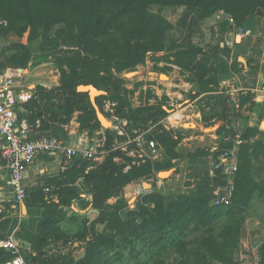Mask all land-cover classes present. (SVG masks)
<instances>
[{
  "label": "rangeland",
  "instance_id": "1",
  "mask_svg": "<svg viewBox=\"0 0 264 264\" xmlns=\"http://www.w3.org/2000/svg\"><path fill=\"white\" fill-rule=\"evenodd\" d=\"M148 9L166 18L170 24L165 31V49L163 52L148 54L145 60L134 68L115 73L122 81L116 85L110 84V91H105V94L97 97L96 103L99 110L111 123L107 129L93 124L95 115L87 108L88 98L76 99L73 95L59 91L61 71L58 62L63 60V67L70 72V67H67L65 60L72 56L75 57V54L80 51V46L75 48L74 45L67 46L66 44L47 46L44 44L41 35L43 28L39 23L34 25L28 17L24 18L22 23L18 18H0V70L4 68H20L23 72L27 70L31 76H37L30 78V81L36 84L45 82L43 80H48L49 85L57 82L54 88L36 85L51 91L54 95L56 100L54 104L58 105L59 113L57 120L52 123L67 125L76 136L83 135L84 140L81 141V145H86L93 151V158L82 159L86 162L85 169L75 171L73 175L72 171H69L68 178L74 180L66 186L67 195L58 199L66 203L49 206L48 211L42 208L45 217L39 226L40 231L38 233H31L25 229L23 232L15 231V237L18 236L24 240V243L31 244L30 250L19 249L24 251L25 259L33 264H198L196 259L201 254L206 259L209 256L199 244V236L204 234L205 230L207 234L217 237L226 244L232 242L227 231L234 227L241 216L238 213L226 214L228 204L224 206L223 213L207 228L198 231L195 229V221L189 224L182 223L173 231L169 241L163 247L156 243L160 231L158 230L156 234L143 233L146 225L142 224L141 219H135L133 227L128 226V231H124L123 227L106 228V222L103 220V218L109 219L113 212H117L124 220H127L129 212H139L141 198L147 193L157 192L158 178H168L172 173L181 171L179 168L172 170L176 164L174 159L183 160L189 157L190 152L196 150H203L207 153L208 149H212L214 141L221 143V133L228 123L227 120H235L240 128L242 125V130L248 126H256L263 133L258 135V138L264 141V104L254 103L253 105L251 98L239 104L240 96L245 95L237 91L235 81L236 73L242 68L239 61L235 63L237 72L232 70L219 72L218 83L214 90L200 92L194 98L191 92L199 90L196 78L191 69L182 68L176 63L174 53L178 49H170L174 44L192 42L204 49L216 47L220 54V50L226 51L227 48L226 34L232 32L233 41L240 32L238 28L247 19L240 26H236L234 21L230 24L227 20L212 26L205 25L204 21L208 17L201 18V10L197 7L151 4ZM252 16L264 18L261 15ZM62 26V24L51 26L48 31L50 36H53L55 30ZM238 39L237 37L236 41ZM22 56L29 58L25 67L18 63ZM219 56L225 60L223 54ZM232 60L236 59L227 58L225 61L230 63ZM262 65L264 66V62ZM77 72H82L81 68H78ZM127 73H133V75L127 77ZM100 75L104 74L100 73ZM236 91L239 94H236ZM221 96H227V100L223 102ZM44 102L45 100L42 103ZM149 106H165L173 111L166 112L165 115H155L144 121L140 108ZM30 112L26 109L19 110L22 115ZM227 112H229L228 117ZM215 113L218 115L209 117ZM128 117L132 120L127 119ZM85 118L90 119L82 122ZM18 119L22 118L18 117ZM182 123H188V127L194 130L186 135L179 129ZM158 125L163 127L153 134L152 140L156 151H152V148L147 147L144 138L145 134H149ZM213 132H217L219 140L210 136ZM42 133L48 132L43 131ZM166 137L170 139L167 147L162 141V138ZM255 138L250 137L247 144H252L251 139L255 140ZM174 147L177 148L176 155L173 154ZM221 149L223 148L217 150ZM79 159L81 157H75L73 163ZM109 160H112L114 165L108 169V172H114V175L130 167L143 165L145 168L148 163L150 167L145 168L143 174L129 183V186L127 184L118 193H112L108 198H103L101 193L94 192L102 186V180L98 176L100 177L102 167L107 165ZM177 162L182 163L181 160ZM62 165L67 164L62 163ZM89 170L95 172L94 176L88 173ZM161 172H167V175L161 176ZM197 177L194 178L191 187L197 184ZM144 183L149 185L144 186ZM77 184L80 186L79 189H77ZM186 186L190 187V183L186 182ZM190 188H187L183 194H188ZM89 189L93 195H87L88 199L83 198L82 196L88 193ZM220 190L221 187L214 189L217 195ZM177 196L178 194L175 195V200ZM87 200L93 203L91 210H85ZM92 203L90 202V205ZM148 206L153 207V203H149ZM1 209L0 214L5 210V206ZM77 209H83V211L79 212ZM243 216L245 217V212ZM65 218H69L73 226L71 230L74 231L69 234L63 231L62 234L58 233L56 225H47L48 222L65 220ZM83 219H85V226ZM4 223L5 219L0 218V264L12 256V253L3 247L5 234L2 232V227ZM91 225L94 226L93 229ZM78 229H81L80 233H75ZM21 233L24 234L21 235ZM137 233L140 235L138 239H135L133 236ZM177 242L186 243V245L182 247ZM92 251L96 253L93 257L89 256ZM227 253L239 264L245 260H241L243 257L239 246L238 249H227ZM208 261V264H224L214 259H208Z\"/></svg>",
  "mask_w": 264,
  "mask_h": 264
},
{
  "label": "trees",
  "instance_id": "2",
  "mask_svg": "<svg viewBox=\"0 0 264 264\" xmlns=\"http://www.w3.org/2000/svg\"><path fill=\"white\" fill-rule=\"evenodd\" d=\"M151 4L197 7L201 10V18L209 17L216 11H223L230 16L236 26L242 25L252 15L264 16V0H0V18H18L22 23L24 18L28 17L34 25L39 23L43 28L41 35L44 44L47 46L53 47L62 44L74 45V48L80 46V51L75 54V57L72 56L65 60L67 67H70V72H67L63 67V60L58 62L61 71L59 91L79 99L88 98V94L77 92V85L93 84L98 89L109 92L110 84L116 85L122 81L115 73L141 64L148 54L164 51L165 31L170 24L160 14L149 11L148 7ZM60 24L63 26L56 29L54 35L50 36L48 32L50 27ZM174 48L178 49L174 53L176 63L182 68L191 69L196 78L199 90L194 93L191 92V96L194 98L200 92H212L214 90L218 83L219 72L231 70L237 72L235 67L237 60L227 63L220 58L219 49L216 47L204 49L192 42H181L170 47L171 50ZM82 53L86 55L82 56ZM28 59V57L22 56L18 63L25 67ZM78 68H81L82 72H77ZM100 73L104 75H100ZM253 95V91H246L245 95L240 96L239 104L241 105V103L252 98ZM43 100H45L44 104L42 103ZM221 100L225 102L227 96H221ZM55 101L51 91L36 86L33 88V95L30 100L23 105V109L31 112L23 115L18 113V117L26 119L29 127L34 126L36 120H39L37 129L41 133L47 131L50 123L55 122L58 117L59 107L54 104ZM86 104L90 112L95 115L89 98ZM252 104L255 105L254 102ZM140 110L143 113L144 121L155 115H165L167 112L163 106L142 107ZM217 115L215 113L209 117ZM228 115L229 112H227V117ZM89 119L85 118L82 122H87ZM93 119H95L94 125H100L96 115L93 116ZM127 119L132 120L131 117ZM227 121L228 123L223 127V133H221L224 144L221 148H229L235 135V129L229 125L230 120ZM162 127V125L156 126L149 134H145V139H152L153 134L161 130ZM179 129L186 135L194 130L191 127L183 126V124ZM262 134L256 126H248L243 132H240L242 143L237 155L234 190L227 203L214 204V199L217 197L214 189L226 184L223 166L218 162L219 153L215 152L212 154L210 171L197 177V184L194 187H189L188 194H178L174 202L166 203L163 193H147L141 198L140 211L129 212L127 220L122 219L117 212L111 213L109 219L103 218L107 225L106 228L119 229L123 227L124 231H128V226L133 227L135 219H141L142 224H145L147 229L143 233L156 234L158 230L160 231L156 243L163 247L169 241L173 231L182 223L189 224L195 221V229L198 231L207 228L223 213L224 206L228 204L229 206L225 210L226 214L238 213L241 216L234 227L227 231L232 242L226 244L217 237L207 234L205 232L207 230H205L204 234L199 236V244L207 251L209 260L214 259L224 264H239L236 259L228 255L227 249H238L239 227L244 220L243 212L246 210L252 193L256 190H259L260 193L264 192V179L256 180L254 177L258 155L264 148V141L258 138V135ZM225 137H229V141H225ZM250 137L256 138L249 145L247 141ZM162 141L165 142L166 147L170 144V139L167 137L162 138ZM243 147L245 148L241 149ZM250 148L251 151H249ZM173 151V154L176 155L177 148L174 147ZM206 154L203 150H196L190 152L188 156L196 158ZM113 165L112 160H109V163L102 167L100 177L98 176L102 180V186L94 193H101L103 198H108L112 193H118L125 185L137 180L145 168L150 167L148 163L145 168L143 165L130 167L128 170L117 172L114 175V172H108V169H111ZM85 167V160L79 159L69 171H72L73 175L75 171L85 169ZM88 173H91V176L95 174L91 170ZM66 174L70 176L69 172ZM68 177L59 181L50 179L44 183L58 187L48 199H45L42 186L38 183L25 199V206L42 207L48 211L49 206L65 204L64 201H55L67 195V188L63 184L74 180ZM89 190L91 191V189ZM149 203H153V207L148 206ZM106 215L108 217V214ZM47 217L49 218V216ZM56 223L57 221L48 222L47 225L55 226ZM83 223L85 226V219H83ZM167 226L169 228H166ZM91 227L94 228L93 225ZM57 231L63 233L58 227ZM19 232H23V230H19ZM23 234L21 233V235ZM139 235L137 233L133 237L138 239ZM130 241L132 242V240ZM177 244L182 247L186 245V243L180 242ZM95 255V251L89 254L92 257ZM252 257L254 264H264V241L257 246ZM186 259L189 260V258ZM208 259L201 254L196 259V263L208 264Z\"/></svg>",
  "mask_w": 264,
  "mask_h": 264
},
{
  "label": "crops",
  "instance_id": "3",
  "mask_svg": "<svg viewBox=\"0 0 264 264\" xmlns=\"http://www.w3.org/2000/svg\"><path fill=\"white\" fill-rule=\"evenodd\" d=\"M223 20H227L230 24H233V20H230V16L225 14L223 11H216L207 19H205L204 23L205 25L215 26L217 23ZM238 29H240V32L236 35V37H234L233 41L231 38L232 32H228L226 34L225 40L227 48L225 47L226 51L220 50L219 55L222 56L223 54L225 60H227V58H232L240 62L242 68L236 73L235 80L237 84V91L243 94L246 93V91L251 90L254 92V95L251 98L252 102L256 104H264V66L262 65V63L264 62V18L251 16ZM237 37L239 38L238 41H236ZM219 45L221 46L222 44ZM24 71L25 76L23 80L20 81V84L24 85L32 93L33 88L36 87V85H42L48 88H54L55 85L57 86V82H53V84L49 85L48 80H43L45 82H39V84H36L35 82L30 81V78L37 76H31L29 71ZM237 91L236 94H239ZM192 92L194 93L197 91ZM23 105L20 109L24 111ZM229 123L230 127L234 128L235 131L238 129L240 132L244 131L242 130V125L240 128L238 122H236L235 120H231ZM182 124L184 126V123ZM38 126L39 120H36L35 125L29 127L30 136L41 134H56L69 144L74 145H81V141L84 140L82 137L83 135L76 136V134H73V131L71 130V128H68L67 125H58L57 123H52L50 124L49 129L46 131L48 133H41L37 129ZM210 136H213L214 139L219 140L217 132H213ZM251 140L252 142L254 141V139ZM221 143H216V141H214L212 149H208L209 152H207V154L204 156H198L196 158L186 157L183 160L180 158L174 159V162H176V164L172 170H177L179 168V170L181 171H179V173H172L168 178H158L157 182L156 191L164 194L166 203L174 202L176 194L183 193L187 188H189V186H186V182L190 183L191 187L195 177L200 176L207 171H210L212 154L217 152L218 148L224 146L222 141ZM241 143L242 140L239 144L236 145L232 142L229 148L233 147L234 149H236L238 155V150ZM177 160H181L182 163L177 162ZM76 163L77 162H72L67 165H62L61 155H40L37 158V162L32 165L26 177L28 194L31 189L40 182L44 184L47 180L50 179H56L58 181L65 179L69 176L66 173L69 172V169ZM255 165V179H264V148L259 153ZM8 181L9 175L7 174V170L5 168V161L0 159V210H2L1 208L5 206V210L0 214V218L5 219V223L2 227V232L5 234L4 240H6V238L10 236L15 237L14 233L17 230L25 229L31 233H38L40 231L39 226H41V221L45 217L44 209L37 206L26 207L24 202L16 204L13 201L14 193ZM68 184L70 185V182L66 183L65 185L63 184V186H67ZM127 186H129V184ZM79 188L80 186L79 184H77V189ZM137 192L139 193V191ZM90 194L93 195V193H91L89 190L88 193L84 194L83 196L81 194V196L88 199L87 195ZM48 198L49 197L45 199ZM87 201L88 203H85V205L87 204L85 210H91L93 207V203L92 201ZM55 202H58V199H56ZM90 202L92 203L91 205ZM77 210H79V212L83 211V209ZM68 219L69 218H65V220H58L56 223V227H58L66 234L74 231L71 230V227L73 229V226L70 224ZM80 230L81 229H78L75 233L80 232ZM17 239H20L24 242V240L20 237H18ZM238 241L240 254L243 257L241 258V260L245 259L242 264H254L252 255L254 254L257 246L262 241H264V192L260 193L259 190H256L252 193L245 210L244 220L239 227Z\"/></svg>",
  "mask_w": 264,
  "mask_h": 264
},
{
  "label": "built area",
  "instance_id": "4",
  "mask_svg": "<svg viewBox=\"0 0 264 264\" xmlns=\"http://www.w3.org/2000/svg\"><path fill=\"white\" fill-rule=\"evenodd\" d=\"M232 21V19L230 18ZM25 73L20 68H4L0 70V159L5 161V168L9 175V185L14 193L13 201L22 203L28 197L26 177L37 158L42 155H61L62 163L70 164L75 157L83 159L93 158V151L86 145L69 144L56 134H41L30 136L29 125L25 119H18V110L27 103L33 93L24 85L20 84ZM229 141V137L224 138ZM145 140L147 147L156 151L152 139ZM233 144H239L240 131H235ZM218 162L223 166L226 184L221 188L214 199L215 205L225 204L229 201L234 190V174L237 170V151L232 148H225L217 151ZM42 192L45 196L51 197L55 185L41 183ZM4 246L12 256L2 264H33L27 261L23 250H30L31 244L10 236L4 240Z\"/></svg>",
  "mask_w": 264,
  "mask_h": 264
},
{
  "label": "water",
  "instance_id": "5",
  "mask_svg": "<svg viewBox=\"0 0 264 264\" xmlns=\"http://www.w3.org/2000/svg\"><path fill=\"white\" fill-rule=\"evenodd\" d=\"M128 74H130V73L126 74L127 77H128ZM76 91L88 94L89 101H90L91 105L93 106V109L95 111V115H96L98 122L100 123V125L103 128H105V129L109 128L111 126V123L106 119V117L103 115V113L99 110V107L96 103V97L99 95L105 94L106 92L104 90L98 89L93 84H79L76 87ZM163 108L167 112L173 111V110L167 109L165 106H163ZM184 126L188 127L189 124L184 123ZM146 185H149V184L144 183V186H146Z\"/></svg>",
  "mask_w": 264,
  "mask_h": 264
},
{
  "label": "bare ground",
  "instance_id": "6",
  "mask_svg": "<svg viewBox=\"0 0 264 264\" xmlns=\"http://www.w3.org/2000/svg\"><path fill=\"white\" fill-rule=\"evenodd\" d=\"M131 75H133V73L128 74V77H130ZM263 126H264V124H263ZM160 175H161V176H163V175H167V172H161Z\"/></svg>",
  "mask_w": 264,
  "mask_h": 264
}]
</instances>
